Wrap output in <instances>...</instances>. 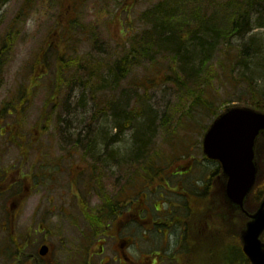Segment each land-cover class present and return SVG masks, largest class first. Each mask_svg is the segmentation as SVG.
<instances>
[{"label":"rangeland","instance_id":"1","mask_svg":"<svg viewBox=\"0 0 264 264\" xmlns=\"http://www.w3.org/2000/svg\"><path fill=\"white\" fill-rule=\"evenodd\" d=\"M158 1L0 0V48L5 45V52L0 56L3 60L0 69V172L7 169L10 174L18 171L53 174L62 185H66L70 167H76L83 175L87 171L83 172L82 166L96 165L100 174L101 164H108L114 158L120 161L129 157L131 147L136 146L134 127L128 126L120 132L115 127L120 124L115 117L121 101L126 100V107L135 109L134 113L139 111L145 121L154 119L152 129L147 130L146 147L155 151L148 165L151 163L157 167L165 161L171 167L178 163L182 166L192 158L190 173L208 174L214 168L213 162L205 160L201 152V135L212 118L227 106L252 105L250 99H259L264 106V27H255L230 40L227 52L231 61L222 60V63L231 67L232 72L224 74L221 80L214 73L217 65L215 52L208 55L213 60L205 70L198 67L200 48L196 42L189 43L190 65L186 67H180V62L174 63L169 57L150 63L148 56H144L143 61L130 68L129 64L117 62L128 51L129 35L126 31L137 32L152 23L142 13ZM61 14L65 18H75L77 22L67 42L62 36L51 38L57 19H63ZM57 45L70 52L72 60L83 57L84 63L99 61L98 71L91 72L83 63L70 61L60 84L56 85L53 49ZM244 46H247L244 48L245 59L233 62L232 57L237 52L234 50ZM113 66L119 67L116 76L111 71ZM198 74L199 78H196ZM244 77H249L254 95L247 92ZM196 94L200 96L196 97ZM202 98L212 100L210 108L203 106ZM93 99L99 100L96 106ZM19 131L25 139L22 142L31 143L29 146L13 144L14 133ZM31 133L36 140H31ZM99 141L117 144L104 151V161L98 166L88 151H85L86 157L81 154L83 145L78 144ZM42 143L55 144V164L46 158L39 162L35 160ZM68 148L76 151L74 161L64 156ZM97 148L94 147V152L98 151ZM182 153L185 158L181 157ZM109 154L115 155L111 157ZM76 184L79 183L75 182L73 194L68 191L70 197L65 201L59 197V189L45 191L42 195L36 193L26 200L25 209H31L36 216L35 229L38 224L41 227L40 232L31 230L29 235L30 210L25 216L20 215L12 231L3 229L9 211L1 209L7 197L0 195V264H12L16 259L15 250L36 251L41 240L47 241L50 249L40 264H119L117 261L104 262L97 255L90 256V253L99 252L100 243L97 235L91 234L83 225L78 211L69 218L72 225L64 222L61 212L35 213L38 206L44 209L50 205L70 204L73 202L71 197L76 199V191L82 197L81 184L79 187ZM262 238L264 240V233ZM236 250L235 244L219 246L209 264H242L237 262ZM128 251L136 253L132 247ZM21 264L34 263L25 259Z\"/></svg>","mask_w":264,"mask_h":264},{"label":"flooded vegetation","instance_id":"2","mask_svg":"<svg viewBox=\"0 0 264 264\" xmlns=\"http://www.w3.org/2000/svg\"><path fill=\"white\" fill-rule=\"evenodd\" d=\"M252 101V105L247 106L264 113V106L259 99ZM120 130L121 127L118 128ZM116 144L101 142L78 145H83L81 149L84 153L81 154L86 157L85 151H88L99 166L104 161V151L113 149L111 146ZM54 145L42 143L35 160L39 162L46 158L55 164ZM94 147H98L97 152H94ZM75 152L74 148H68L64 156L74 161ZM140 156L137 147H131L129 157L120 161L114 158L108 164H101L100 174L96 165L82 166V171H87L83 175L78 173L76 167H70L66 185L58 184L60 179L53 174L21 171L10 174L7 169H2L0 195L7 198L3 200L1 209L9 211L3 229L12 231L20 215L25 216L30 210L31 223L27 235L31 230L40 232L39 224L35 229L36 216H33L31 209H25L26 200L36 193L42 195L53 189H59V197L64 200L70 197L68 191L73 194L76 182L81 184L82 197L76 191V199L71 197L73 202L70 204L45 207L48 209L38 206L35 213L61 212L64 222L72 225L69 218L74 211H78L82 215L83 225L91 234L97 235L100 243L99 252L90 253V256L97 255L104 262L117 261L119 264H209L215 258L219 246L226 243L228 246H237V262L250 264L240 235L251 215L264 203L263 132L255 138L252 151L254 184L242 198L230 196L228 202L223 192L226 178L217 159L208 158L202 153L205 160L213 162L214 168L208 174L197 175L194 171L190 173L193 170L192 158L187 160L186 165L178 163L171 167L162 161L156 167L151 163L148 165L149 161ZM185 156V153L181 154V157ZM231 175L233 180L248 179V176L238 177L240 175L236 173ZM79 184L76 186L79 187ZM236 200L237 203L233 202ZM42 246L48 249L44 255L39 251ZM107 246L110 248L107 249ZM131 247L135 254L128 251ZM49 249L50 244L41 240L36 251L15 250L16 259L12 264H21L25 259L40 264L42 259L47 258Z\"/></svg>","mask_w":264,"mask_h":264},{"label":"trees","instance_id":"3","mask_svg":"<svg viewBox=\"0 0 264 264\" xmlns=\"http://www.w3.org/2000/svg\"><path fill=\"white\" fill-rule=\"evenodd\" d=\"M263 1L264 0H160L149 10L142 13L143 17L147 20L151 19L152 23L144 25V29L137 32H133V30L130 31V29L126 31L129 35L127 40L128 51L119 57L117 62H120L122 65L129 64L128 68H130L132 67L131 65L143 61L142 58H144V56H148V61L150 63L159 62L162 57H169L174 63L178 64L180 62V67H186L190 65V61L188 60L190 55L188 51L189 43L196 42V45L200 48L198 67L201 71L205 70L213 60H211L208 55L215 52L214 59L217 60V65L215 66L216 69H214V73L216 77L221 80L224 74L228 75L232 72L231 67L222 63V60L231 61V56L229 52H227V45L230 43V40L255 27H264ZM253 15L254 19L252 18ZM61 17L63 19L58 18L56 21V25L51 32V38L54 39L62 36L63 41L65 40L67 42L68 35L70 32L74 31L72 28H75L77 22L75 18H65L63 14H61ZM190 19L193 21L194 25L190 24ZM13 24H15V22H13ZM7 36L9 35L7 34ZM188 37H191V39H188ZM66 42H64V45ZM245 47L247 46L234 50H237V52L232 57L233 62H241L239 60L243 61L245 59ZM4 49L5 45L0 48V56L5 52ZM53 50L56 55V64L54 65L56 85L60 84L62 76L70 61H76L77 64L83 63V66L91 72H93L94 69L98 71L100 67L99 61L91 63V61L88 60V62L92 64L89 65L87 62L84 63L85 59L83 57H81V60L70 59V52L67 53L66 50H61L58 45L54 46ZM43 62L47 63L45 61ZM2 64L3 60L2 57H0V69ZM123 67L124 66H122V68ZM118 68L117 66L111 67V71L115 76ZM34 74L36 76L37 72L34 71ZM122 76L125 77V74H122ZM196 78H199V74L196 75ZM248 78L249 77H244L243 82H247V92L254 95V86ZM101 85L97 84V86ZM20 96L21 92H19V97ZM198 96H200V94H196V97ZM202 100L203 106L211 107V103H213L211 99L208 101L202 98ZM98 103L99 101H95L96 105ZM126 103L127 100L121 101L120 111L116 114L117 117H115L120 124L118 126L115 125V127H121L120 131H123L128 126L134 127L133 141L134 144H136L134 147H137L138 155H141L140 157L149 161L152 159L151 154L155 151L152 150L151 147H146V142L148 141L147 130L152 129L154 119L152 117V120L148 118L147 121H145L144 116L142 117L139 111L134 113L135 109L132 110L126 107ZM14 135L16 138L12 139L13 143L28 145L27 143H23L25 139H22L20 131L19 133H14ZM31 136L32 141L36 140L33 133H31ZM98 143H101V141L96 142V144Z\"/></svg>","mask_w":264,"mask_h":264},{"label":"water","instance_id":"4","mask_svg":"<svg viewBox=\"0 0 264 264\" xmlns=\"http://www.w3.org/2000/svg\"><path fill=\"white\" fill-rule=\"evenodd\" d=\"M264 133V113L247 106L233 105L225 108L210 123L203 134V153L220 162L224 184V197L228 202L230 196L242 198L254 184L252 151L255 138ZM248 154V157H242ZM236 173L248 176V179L233 180ZM247 174V175H242ZM239 200V199H238ZM233 201L237 203V201ZM264 232V203L251 215L244 230L241 231L243 250L251 264H264V243L260 236ZM40 253L45 254L47 247L42 246Z\"/></svg>","mask_w":264,"mask_h":264}]
</instances>
